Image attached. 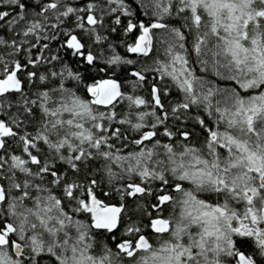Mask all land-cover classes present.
I'll use <instances>...</instances> for the list:
<instances>
[{
  "label": "snow or ice",
  "instance_id": "snow-or-ice-1",
  "mask_svg": "<svg viewBox=\"0 0 264 264\" xmlns=\"http://www.w3.org/2000/svg\"><path fill=\"white\" fill-rule=\"evenodd\" d=\"M0 264H264V0H0Z\"/></svg>",
  "mask_w": 264,
  "mask_h": 264
}]
</instances>
